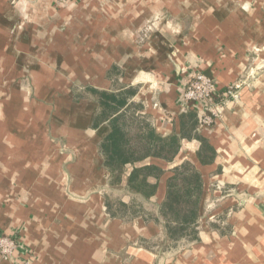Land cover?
Wrapping results in <instances>:
<instances>
[{
	"label": "crops",
	"instance_id": "crops-1",
	"mask_svg": "<svg viewBox=\"0 0 264 264\" xmlns=\"http://www.w3.org/2000/svg\"><path fill=\"white\" fill-rule=\"evenodd\" d=\"M259 49L264 0H0V233L32 264H264V74L208 126L180 101ZM184 165L192 224L163 214Z\"/></svg>",
	"mask_w": 264,
	"mask_h": 264
},
{
	"label": "trees",
	"instance_id": "trees-1",
	"mask_svg": "<svg viewBox=\"0 0 264 264\" xmlns=\"http://www.w3.org/2000/svg\"><path fill=\"white\" fill-rule=\"evenodd\" d=\"M114 121L112 132L110 134L111 146L113 151L118 152L126 157H133L134 154H152L155 155L156 151L151 145L153 143L152 133L138 134V140L141 144H127L125 142L126 132L122 129V124ZM144 139V142L142 140ZM160 149H164L160 148ZM155 151V152H154ZM173 179L168 184L167 200L164 204L165 210L163 211L166 220H173L183 224H192L196 221L198 214V202L192 197L191 188H195L198 184V178L189 167L183 166L174 172Z\"/></svg>",
	"mask_w": 264,
	"mask_h": 264
},
{
	"label": "built area",
	"instance_id": "built-area-1",
	"mask_svg": "<svg viewBox=\"0 0 264 264\" xmlns=\"http://www.w3.org/2000/svg\"><path fill=\"white\" fill-rule=\"evenodd\" d=\"M235 85L227 86L218 92L215 79L202 72L192 73L180 87V101L186 108L197 111L201 125H211L222 109L235 95ZM218 99V101H217ZM227 101V102H226ZM19 251L17 242L5 235H0V257L4 261H12L13 254Z\"/></svg>",
	"mask_w": 264,
	"mask_h": 264
},
{
	"label": "rangeland",
	"instance_id": "rangeland-1",
	"mask_svg": "<svg viewBox=\"0 0 264 264\" xmlns=\"http://www.w3.org/2000/svg\"><path fill=\"white\" fill-rule=\"evenodd\" d=\"M151 21V20H149ZM148 21V22H149ZM151 22H149L150 24ZM151 26V24H150ZM145 31L151 32V27L148 29V27L145 29ZM248 65L246 66L245 72L243 73V76L239 78L237 81L228 84L227 86L235 85L237 88H235L234 92L235 95L232 99H230L227 103H223L222 107L225 106L228 103H237L239 100V97L243 91L251 90L254 85L257 83L256 78L259 75L264 74V49L259 50H253L248 51ZM222 118V109L220 110V113L218 115V118L216 120H221ZM0 235H5L9 237L12 241L17 242V245L19 246V251L17 253H14L12 261H4L0 257V260L3 262H6L8 264H32L31 257L32 252L27 249V247L21 242L20 236L17 235L15 232H9V233H0ZM35 258V257H34Z\"/></svg>",
	"mask_w": 264,
	"mask_h": 264
}]
</instances>
